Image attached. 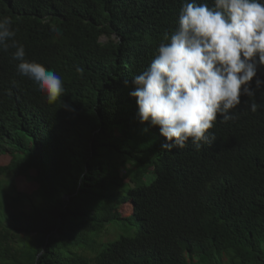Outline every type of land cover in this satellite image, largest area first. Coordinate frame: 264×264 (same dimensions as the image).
<instances>
[{
  "label": "trees",
  "instance_id": "16d2710c",
  "mask_svg": "<svg viewBox=\"0 0 264 264\" xmlns=\"http://www.w3.org/2000/svg\"><path fill=\"white\" fill-rule=\"evenodd\" d=\"M187 2L0 0L26 59L65 89L49 101L18 73L15 49L0 51V264H264V66L199 150L164 149L130 95ZM19 176L33 192L5 184ZM132 220V235L106 240L112 222Z\"/></svg>",
  "mask_w": 264,
  "mask_h": 264
},
{
  "label": "clouds",
  "instance_id": "9594fccd",
  "mask_svg": "<svg viewBox=\"0 0 264 264\" xmlns=\"http://www.w3.org/2000/svg\"><path fill=\"white\" fill-rule=\"evenodd\" d=\"M11 25L10 18L0 21V51L15 49L18 73L57 102L65 92L61 76L26 59ZM178 25L164 34L166 43L147 70L134 77L130 95L140 123L159 127L168 141L164 149H183L191 141L199 150L214 144L216 137L208 133L218 117L227 123L242 95L254 96L250 85L264 66V0H214L213 7L192 0L182 7ZM251 111H257L255 103Z\"/></svg>",
  "mask_w": 264,
  "mask_h": 264
},
{
  "label": "rangeland",
  "instance_id": "374dc122",
  "mask_svg": "<svg viewBox=\"0 0 264 264\" xmlns=\"http://www.w3.org/2000/svg\"><path fill=\"white\" fill-rule=\"evenodd\" d=\"M10 161V156L7 154H2L0 155V164L5 165L8 164ZM6 181V185H11V187L13 186L16 190H18L20 193L23 194H29L31 192L34 191V189L36 188V183L26 179L23 176H19L16 177L14 179H10L9 177H7L5 179ZM146 182H148V179L146 178ZM5 189L7 190L8 193H10V187L8 188V186L5 187ZM123 193L126 192V190L122 191ZM12 194V192L10 193ZM8 211H11L13 208V204L12 202H8L7 200L4 202L3 205ZM17 207L14 206V208ZM13 208V209H14ZM130 205L129 203L124 205L122 207V214L126 213L129 214L130 213ZM136 226H139V222L136 220H132L131 223H122V222H112L109 226H108V230H107V236H106V240L107 241H114L116 239H118L121 235L124 236H129L132 235V233L134 232V230L136 229Z\"/></svg>",
  "mask_w": 264,
  "mask_h": 264
}]
</instances>
